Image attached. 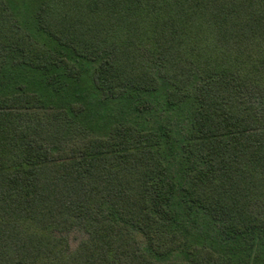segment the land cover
Instances as JSON below:
<instances>
[{
  "label": "trees",
  "instance_id": "1",
  "mask_svg": "<svg viewBox=\"0 0 264 264\" xmlns=\"http://www.w3.org/2000/svg\"><path fill=\"white\" fill-rule=\"evenodd\" d=\"M0 264H264V0H0Z\"/></svg>",
  "mask_w": 264,
  "mask_h": 264
},
{
  "label": "rangeland",
  "instance_id": "2",
  "mask_svg": "<svg viewBox=\"0 0 264 264\" xmlns=\"http://www.w3.org/2000/svg\"><path fill=\"white\" fill-rule=\"evenodd\" d=\"M101 109V108H100Z\"/></svg>",
  "mask_w": 264,
  "mask_h": 264
}]
</instances>
